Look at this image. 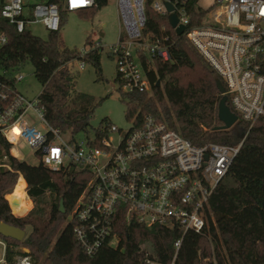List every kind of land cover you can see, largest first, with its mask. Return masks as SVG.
<instances>
[{
	"label": "built area",
	"instance_id": "built-area-1",
	"mask_svg": "<svg viewBox=\"0 0 264 264\" xmlns=\"http://www.w3.org/2000/svg\"><path fill=\"white\" fill-rule=\"evenodd\" d=\"M62 1L68 12L95 4V0ZM0 2L1 16L17 32L35 22L48 31H59L58 3L44 0L26 7L23 0ZM116 6L124 35L120 34L111 50L116 56L120 90L151 91L143 62L151 68L154 58L168 61L170 55L168 45L144 34L146 11L149 8L165 16L167 22L174 14L176 27H184L179 36L190 42L220 77L224 87L220 97L226 96L236 122L246 124L239 142L194 145L151 114L131 117L125 133L110 123L101 127L98 147L93 145L95 136L83 140L69 136L70 142H66L45 120L38 95L29 98L19 90L20 72L12 77L0 73V138L10 144V153L17 159L22 157L14 147L23 140L38 163L52 170L70 163L88 168L91 177L68 216L86 254H94L107 239L111 246L117 245L115 225L120 216L126 223L177 229L181 235L173 243L175 256L183 234L200 233L214 223L209 199L251 127L264 121V0H212L207 6L202 0H116ZM170 29L176 35L175 29ZM167 39L168 35L163 37ZM6 41L0 31V47ZM79 66L83 68L84 63ZM29 114L35 115V123L28 120ZM0 167L9 169L6 163ZM0 245L5 249L1 239ZM0 264H7L4 254ZM15 264H30V257H19Z\"/></svg>",
	"mask_w": 264,
	"mask_h": 264
},
{
	"label": "trees",
	"instance_id": "trees-1",
	"mask_svg": "<svg viewBox=\"0 0 264 264\" xmlns=\"http://www.w3.org/2000/svg\"><path fill=\"white\" fill-rule=\"evenodd\" d=\"M47 1L59 4L61 24L68 12L63 1ZM106 3L107 0H95L92 7L77 12L93 16ZM0 31L7 38L0 47V73L12 77L30 63L41 85L38 107L48 124L60 134L73 137L83 134L89 138L92 131L96 137L93 145L98 147L103 136L101 127L109 122L103 119L99 127H92L99 102L91 95L75 91L77 76L72 69L75 62H88L100 73L99 45L93 48L88 36L84 53L62 47L58 31H49L46 39L26 29L17 32L1 13ZM143 32L150 33L151 40L159 39L168 45L170 59L154 58L151 68L143 62L152 94L121 90L126 102L125 117L130 120L151 114L194 145L238 143L247 128L242 121L229 129H213L221 125L217 118L220 94L216 86V80L221 79L203 57L184 37L172 32L165 16L149 8ZM166 35L168 39L164 41ZM110 55H114L111 49ZM116 81L120 84L118 75ZM263 136L264 121L259 120L249 130L226 176L209 199L214 223L210 222L200 233L183 234L175 256L173 243L181 235L177 229L148 227L136 221L126 223L120 216L115 225L117 245L111 246L107 239L94 254H86L75 237L73 223L66 220L91 177L88 168L70 163L52 170L41 163L29 164L12 156L10 144L0 138V163L9 166L0 167V220L21 229L30 228L20 241L0 235L5 244L4 259L7 264H15L24 256L30 257V264H148L147 258L159 264H264V144L260 140ZM19 175L34 203L23 217H17L27 212L23 206L14 216L3 196L13 188ZM60 199L63 212L59 209Z\"/></svg>",
	"mask_w": 264,
	"mask_h": 264
},
{
	"label": "rangeland",
	"instance_id": "rangeland-1",
	"mask_svg": "<svg viewBox=\"0 0 264 264\" xmlns=\"http://www.w3.org/2000/svg\"><path fill=\"white\" fill-rule=\"evenodd\" d=\"M23 1L30 7L33 3L41 0ZM211 2L212 0H202L204 6L209 5ZM26 30L42 39H46L49 34V31L38 22L27 25ZM58 32L62 47L82 52L88 48L85 46L88 36L93 48L99 45L101 72H97L88 62H84L83 68H80L79 62H75L72 69L77 76L74 89L75 91L93 96L99 102L91 120L93 128L99 127L100 122L103 119H107L110 124L115 125L118 130L125 133L130 128L131 122L125 117L126 102L122 98L120 84L116 81V56L110 55V49L118 43L120 34L124 35L118 16L116 0H107L105 6L97 9L95 14L89 17H85L77 11L67 12ZM20 73L23 75V79L18 84L19 90L29 98L36 97L41 91V85L33 75L32 65L26 63L21 68ZM148 93L152 94L151 91ZM28 120L35 123V115L29 114ZM37 127L40 130H44L39 124H37ZM89 137H92V131ZM85 138L86 136L83 134L74 136L75 140H83ZM63 139L66 142H70L68 135H63ZM14 150L27 163L32 165L38 164V159L33 155L32 149L23 140L17 142ZM25 186V181L19 177L13 188L3 193L7 203L11 206L9 208L14 216H17L15 214L19 213L17 212L19 206H23V209L27 211L25 214L17 217L25 216L34 205L33 201L30 198L27 199L26 194L23 193ZM69 221L70 219L67 217L66 223ZM24 230L26 236L30 228L26 227ZM1 247L3 249V246L0 245V254H2Z\"/></svg>",
	"mask_w": 264,
	"mask_h": 264
},
{
	"label": "water",
	"instance_id": "water-1",
	"mask_svg": "<svg viewBox=\"0 0 264 264\" xmlns=\"http://www.w3.org/2000/svg\"><path fill=\"white\" fill-rule=\"evenodd\" d=\"M167 7L168 10H171V7L169 5H167ZM168 23L172 28L175 29L176 35L179 36L182 34L184 27L183 26L176 27L177 19L174 14H170L168 16ZM156 86H159V81L156 82ZM216 86L219 93H222L224 91V87L221 81L218 79L216 80ZM217 118L221 122V125L215 126L213 128L214 130L229 129L234 125V123L237 120V116L230 110L229 106L227 105L226 96H221L218 101ZM260 140L264 144V136L260 137ZM9 207L11 208L10 205ZM59 209L61 212H63L62 199H60L59 202ZM0 235L5 238H12L14 240L20 241L25 236V230L0 220Z\"/></svg>",
	"mask_w": 264,
	"mask_h": 264
},
{
	"label": "crops",
	"instance_id": "crops-1",
	"mask_svg": "<svg viewBox=\"0 0 264 264\" xmlns=\"http://www.w3.org/2000/svg\"><path fill=\"white\" fill-rule=\"evenodd\" d=\"M41 1H44V0H41ZM26 4V3H25ZM19 177H21L22 179H23V177L20 175ZM25 194H26V191H25ZM26 196H27V194H26ZM27 199H29V197L27 196ZM1 250H2V254H0V259L2 258L1 257V255H3L4 254V249H2V247H1Z\"/></svg>",
	"mask_w": 264,
	"mask_h": 264
},
{
	"label": "bare ground",
	"instance_id": "bare-ground-1",
	"mask_svg": "<svg viewBox=\"0 0 264 264\" xmlns=\"http://www.w3.org/2000/svg\"><path fill=\"white\" fill-rule=\"evenodd\" d=\"M23 193L25 194V191Z\"/></svg>",
	"mask_w": 264,
	"mask_h": 264
}]
</instances>
